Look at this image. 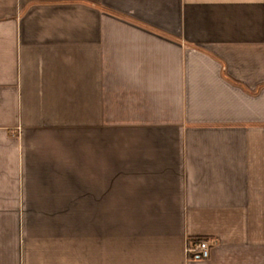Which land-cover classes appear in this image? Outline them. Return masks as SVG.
Masks as SVG:
<instances>
[{
	"label": "crops",
	"instance_id": "1",
	"mask_svg": "<svg viewBox=\"0 0 264 264\" xmlns=\"http://www.w3.org/2000/svg\"><path fill=\"white\" fill-rule=\"evenodd\" d=\"M0 264H264V0H0Z\"/></svg>",
	"mask_w": 264,
	"mask_h": 264
},
{
	"label": "built area",
	"instance_id": "2",
	"mask_svg": "<svg viewBox=\"0 0 264 264\" xmlns=\"http://www.w3.org/2000/svg\"><path fill=\"white\" fill-rule=\"evenodd\" d=\"M187 256L192 259L207 260L211 256V244L208 240H189L187 245Z\"/></svg>",
	"mask_w": 264,
	"mask_h": 264
},
{
	"label": "trees",
	"instance_id": "3",
	"mask_svg": "<svg viewBox=\"0 0 264 264\" xmlns=\"http://www.w3.org/2000/svg\"><path fill=\"white\" fill-rule=\"evenodd\" d=\"M204 240H207V239H193V241H198V242L204 241Z\"/></svg>",
	"mask_w": 264,
	"mask_h": 264
}]
</instances>
